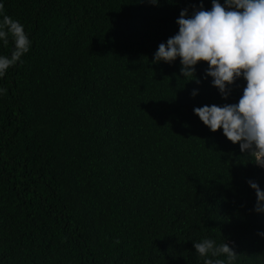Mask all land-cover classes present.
Masks as SVG:
<instances>
[{
	"label": "trees",
	"instance_id": "16d2710c",
	"mask_svg": "<svg viewBox=\"0 0 264 264\" xmlns=\"http://www.w3.org/2000/svg\"><path fill=\"white\" fill-rule=\"evenodd\" d=\"M0 3L32 41L0 78V264H203L202 237L264 264L247 183L264 190V167L193 113L238 102L246 82L224 100L206 62L199 85L179 58L152 63L201 0Z\"/></svg>",
	"mask_w": 264,
	"mask_h": 264
},
{
	"label": "clouds",
	"instance_id": "9594fccd",
	"mask_svg": "<svg viewBox=\"0 0 264 264\" xmlns=\"http://www.w3.org/2000/svg\"><path fill=\"white\" fill-rule=\"evenodd\" d=\"M159 5V0H149ZM183 8L176 19L178 31L166 43L159 44L152 63L171 65L179 58L183 79L201 83L196 75L199 62L207 63L203 80L211 77V86L221 98L228 100L238 79L246 82L236 103L212 104L194 107L193 113L212 132L222 129V134L234 145L239 144L242 154L255 157L256 164L264 167V0H211L205 9L199 6ZM0 3V42L12 41L10 54H0V78L22 61L32 46L24 25L2 13ZM194 77V78H193ZM198 89L190 95L195 98ZM256 193L253 211L264 213V190L253 180H248ZM264 238V231L258 232ZM203 264H236L238 254L223 240L202 237L193 241ZM223 257V258H221Z\"/></svg>",
	"mask_w": 264,
	"mask_h": 264
}]
</instances>
